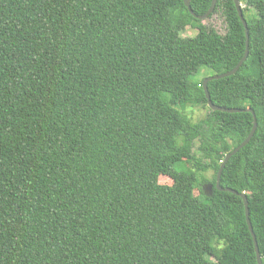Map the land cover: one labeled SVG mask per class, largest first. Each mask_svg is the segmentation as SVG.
<instances>
[{
	"label": "trees",
	"instance_id": "obj_1",
	"mask_svg": "<svg viewBox=\"0 0 264 264\" xmlns=\"http://www.w3.org/2000/svg\"><path fill=\"white\" fill-rule=\"evenodd\" d=\"M240 2L247 58L207 89L256 116L220 186L264 264V0ZM216 12L224 34L184 0H0V264H258L215 187L253 122L207 106L245 51L233 0Z\"/></svg>",
	"mask_w": 264,
	"mask_h": 264
},
{
	"label": "water",
	"instance_id": "obj_2",
	"mask_svg": "<svg viewBox=\"0 0 264 264\" xmlns=\"http://www.w3.org/2000/svg\"><path fill=\"white\" fill-rule=\"evenodd\" d=\"M216 2H217V0H211V3H210V6H209L208 10L205 13L200 14V15H197V14H195L193 12V10L190 7V0H184V5L187 7V9L189 10V12L193 16H195L196 18H198L200 20H203V19L207 18L213 12V10L215 8V5H216ZM233 2H234V5H235V8L237 10L238 16H239V18H240V20H241V22L243 24V27H244V33H245V51H244V54L240 58V60L237 62V64L233 68H231L230 70L225 71V72H222V73H219V74H213V75H210V76H207L206 78H204L202 80V87H203V90H204V93H205V97H206V100H207V106L210 109H212V110H218V111H223V112L248 111L253 116L252 127H251L249 133L247 134V136L244 138V140L241 143H239L230 152H228L225 155L223 161L221 162L220 167H219V169L217 171V174H216L215 187L218 190H221V191L224 190V191H229V192H232L234 194H237V195L241 196V198L243 199L244 209H245V215H246V221H247L248 228H249V230L251 232V235H252V238H253V241H254V247H255V252H256L257 263L258 264H262V259H261V255H260L259 250H258L256 236H255V234L253 232V229H252L250 220L248 218V200H247V197H246L245 193L237 192L236 190H234L232 188H229V187H222V186H220V176H221V171H222L223 166L225 165V163L227 162V160L233 154H235L237 151H239L243 146H245L250 141V139L253 136V134H254V132L256 130V127H257L256 116L254 114L253 109H251L249 107H246V108L224 107V106H218V105L214 104L211 101V99H210V95H209V92H208V89H207V82L209 80L222 78V77L229 76V75L235 73L238 70V68L241 66V64L245 61V59L247 58V55H248V28H247L246 20H245L244 15H243L242 4H241L240 0H233ZM212 188H213V184L210 183V182L204 183L202 185L203 192L206 195H210L212 193Z\"/></svg>",
	"mask_w": 264,
	"mask_h": 264
},
{
	"label": "rangeland",
	"instance_id": "obj_3",
	"mask_svg": "<svg viewBox=\"0 0 264 264\" xmlns=\"http://www.w3.org/2000/svg\"><path fill=\"white\" fill-rule=\"evenodd\" d=\"M202 22L207 26L213 27L218 33L224 34L226 31V23L221 12L213 13L207 18L203 19ZM196 29L193 27H187L182 33V36H193L196 34ZM201 76V75H200ZM206 78V77H205ZM204 79V78H203ZM181 113L191 118L192 121L202 119L207 113V108L201 105L186 104L183 108H179ZM207 176H211V172L207 173ZM159 183L170 184L171 180L167 176L161 175L158 178ZM198 191L195 190V193Z\"/></svg>",
	"mask_w": 264,
	"mask_h": 264
}]
</instances>
